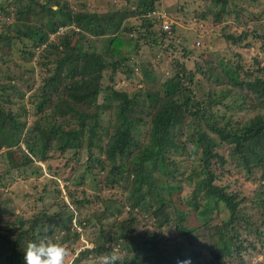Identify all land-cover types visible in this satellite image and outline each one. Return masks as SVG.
<instances>
[{"label":"trees","instance_id":"1","mask_svg":"<svg viewBox=\"0 0 264 264\" xmlns=\"http://www.w3.org/2000/svg\"><path fill=\"white\" fill-rule=\"evenodd\" d=\"M204 1L218 10L209 11L206 4L197 21L228 23L232 15V25H247L234 0ZM124 2L123 9L100 13L70 0H0V153L11 150L18 159L0 174V264H24L23 249L43 235L69 249L67 264H81L113 247L121 251L123 264H177L185 258L192 264H246L243 246L250 241L245 239L263 238L264 26L256 30L255 22L250 33L236 36L225 30L223 52L198 54L199 42L188 45L190 31L172 25L171 14L158 8L160 0ZM160 11L167 30L160 16L149 17ZM143 48L161 50L170 66L161 87L147 92L148 103L111 87L125 56H137ZM249 48L262 55L246 60L243 52ZM71 59L75 78L63 79ZM97 67L100 82L105 73L110 77L106 86L94 88L88 79L98 74ZM101 93L104 103L98 105ZM27 98L32 100L21 102ZM90 98L96 113L76 122L55 109L87 105ZM68 151L73 157L66 166L87 155V175L97 172L94 194L70 191V177L60 179L57 172L48 176L52 188L25 181L30 191L21 197L5 192L4 177L38 175L37 163ZM178 159L187 160V171L180 170ZM225 176L238 188L216 184ZM60 181L67 183L64 197ZM184 183L193 188L188 200L181 197ZM82 184V178L75 183ZM246 185L256 187L252 197L243 195ZM104 189H121L126 196L108 198ZM92 220L98 230L93 247L74 256L83 234L78 229L86 230ZM170 228L177 236L167 235ZM178 238L193 247L192 256Z\"/></svg>","mask_w":264,"mask_h":264},{"label":"rangeland","instance_id":"2","mask_svg":"<svg viewBox=\"0 0 264 264\" xmlns=\"http://www.w3.org/2000/svg\"><path fill=\"white\" fill-rule=\"evenodd\" d=\"M42 1V0H40ZM237 7H240L241 10V19L242 22H247V25L242 26L241 28H237L236 26L232 25L234 24V16L231 15L230 18H228V23H213L212 18H210L209 22H199L197 21L198 17L207 11V6L204 0H160L159 7L160 9H166L170 14V22L172 25H177L179 27V30L181 32L183 31H190L187 32V36L189 38V46L193 45V40L196 39V41L199 42V45H194L195 51L198 52V54H201L205 52V49L211 53L217 52L221 53L225 50V43L224 39H222V35L225 30L231 31V34L233 35H240V33L248 31V33L251 32L252 24L257 22L255 25L256 30L259 29L258 25L264 26V0H234ZM242 1V2H241ZM71 4L78 5L79 3L87 5L90 10L98 9L100 13H105L109 9H123V6L125 5L124 0H70ZM110 3H114L116 5H113L110 7ZM182 3H186V6L184 8H181ZM178 6V7H177ZM208 7L210 8L209 11L217 12L219 6H213L211 4H208ZM227 8L221 9L220 11H225ZM196 16L195 18L191 19L192 17ZM260 17V20H257V17ZM249 21V22H248ZM225 24H229L230 26ZM227 33V32H226ZM155 50V49H154ZM152 50V51H154ZM152 51H149L146 48H143L137 56L134 55H127L125 56L128 60L118 65V68L116 69L115 75H114V82L111 84V87H113L116 91L119 92H127L130 95L136 94L138 98V102L148 103L147 98V92L148 91H155L158 90L161 87V83L167 78L168 74L170 73V66L168 59L165 58V56L162 54L161 50H157L154 53H150ZM244 57L246 60L251 59L254 55L259 54L262 55L261 52L257 48H249L248 50H244ZM252 62V61H251ZM77 66L75 63V59H71L68 62H66V65L64 66L62 70V77L65 79L66 77H73L75 78L76 75ZM98 74L96 76L91 77L88 79L89 84L91 87L96 88L99 83H102L103 86H106L108 84V80L110 77L109 72L104 74V78L100 82V70L99 67H97ZM72 78V79H73ZM57 87H54V90L52 89L49 94V99L52 100L54 97V91H56ZM28 94L25 96L27 97ZM32 100L31 98H27L25 100H22L21 102H25L26 104ZM34 100V99H33ZM97 101L94 103H97L98 105L104 103L103 102V94H99L97 96ZM94 103H91V98L88 99V104L83 106L78 105H58L55 109L57 112H61V115H67L74 122L78 120V118L81 115H93L96 113V105ZM108 104V103H106ZM20 105V103H18ZM27 108H30L31 106L26 105ZM16 110V108H15ZM17 112L18 111L17 108ZM108 112V111H107ZM59 114V113H58ZM20 120H25L26 116L20 113ZM107 116H104L100 119V123L105 125V120ZM72 129L75 128L71 127ZM145 129H143V138L145 137ZM73 154L71 151H68L63 156L56 155L55 159L50 160L48 163H37L39 169L38 175H30L29 172L27 173V178L24 177V174L21 175V173L12 172V175H9L7 177L3 178V182L1 181V184L6 185L5 192L9 193L10 191H14L17 196H22L24 193H27L30 191V186L27 182H33L38 183L39 185L46 184L49 186V188H52V180H49V175L52 176L53 173H59L58 177L60 179H67L70 177L69 182V190L72 191L73 189H78L87 192L88 194H94L96 191L94 190V184H93V178L96 176L97 172L94 171V175H87L88 172L91 170L87 168L86 160L87 155L82 154L81 157L77 162H69V164L66 166L65 163L69 158H72ZM179 161V167L181 171H187L188 170V163L187 160L183 159ZM15 165H18V159L16 156V152H14L11 155V150L7 151H1L0 153V174L2 175L5 170L10 169L14 167ZM53 168V171L49 172V168ZM79 166V167H78ZM73 167H77L79 170H75ZM87 168V170H86ZM87 171V172H86ZM234 177H237L236 175ZM83 179V184L81 186L75 185L76 182L79 181V179ZM67 182V181H65ZM67 183H62L60 181V188L62 189V196L64 197V189L63 187ZM217 185H224V186H230V190L234 191L236 188H238L239 184L235 183L234 178L232 177H222L220 181L216 182ZM192 185L189 183H184L183 190L181 192V197L183 200L190 199L191 192H192ZM256 187L249 188V185H246L245 188L242 190L244 196H250L252 197V191ZM2 191V189H0ZM81 193L79 194V196ZM103 195L108 198H114L118 200H123L126 196L123 195L121 189H104ZM254 198V197H253ZM23 204H25L28 200L20 199ZM70 200H66L68 203ZM246 205H249L248 203ZM250 208V206H248ZM71 209H73L72 206H70ZM244 208V207H243ZM74 210V209H73ZM99 214V213H98ZM198 221V219L195 217L192 222ZM144 224V221H142ZM94 221L88 225L86 230L79 228L78 231L83 233L78 240L79 244L74 247L75 254L74 256L79 253L80 251H83L85 248H92V242L91 239L94 235L97 234L98 230L94 228ZM145 228V227H144ZM263 233L262 240L259 241V239L255 237H250L245 239L246 241H250L249 243H252L254 245L253 247L250 246L248 242L244 243L243 246V257L246 261V264H264V227L261 228ZM167 235L170 236H177V233L173 231V228L168 229ZM179 242L183 243L185 254L188 256H192V250L193 247H190L188 243L182 239L178 238ZM259 241V242H258ZM258 243V244H257ZM209 256V254L207 253ZM71 259V258H70Z\"/></svg>","mask_w":264,"mask_h":264},{"label":"clouds","instance_id":"3","mask_svg":"<svg viewBox=\"0 0 264 264\" xmlns=\"http://www.w3.org/2000/svg\"><path fill=\"white\" fill-rule=\"evenodd\" d=\"M149 17L154 19V16ZM23 251L24 264H67L71 255L69 249L55 242L49 235L29 242ZM81 264H123L122 253L117 247H113L99 256L83 258ZM177 264H192V261L191 258H185L178 260Z\"/></svg>","mask_w":264,"mask_h":264},{"label":"built area","instance_id":"4","mask_svg":"<svg viewBox=\"0 0 264 264\" xmlns=\"http://www.w3.org/2000/svg\"><path fill=\"white\" fill-rule=\"evenodd\" d=\"M165 13L164 12H159L158 14L156 13V12H154V13H151L150 14V16H154V17H158V16H160V18L161 19H163L164 21H163V23H162V28L164 29V30H167L168 29V27H169V22L168 21H166V17H165Z\"/></svg>","mask_w":264,"mask_h":264}]
</instances>
